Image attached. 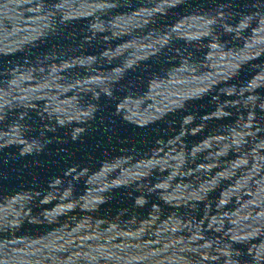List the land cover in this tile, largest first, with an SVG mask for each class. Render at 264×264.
<instances>
[{
  "label": "water",
  "instance_id": "water-1",
  "mask_svg": "<svg viewBox=\"0 0 264 264\" xmlns=\"http://www.w3.org/2000/svg\"><path fill=\"white\" fill-rule=\"evenodd\" d=\"M0 264H264V0H0Z\"/></svg>",
  "mask_w": 264,
  "mask_h": 264
}]
</instances>
